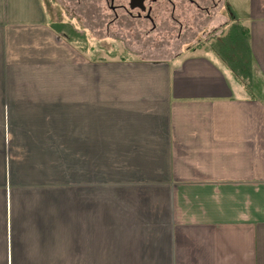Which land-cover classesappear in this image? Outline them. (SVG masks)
Returning a JSON list of instances; mask_svg holds the SVG:
<instances>
[{
	"label": "crops",
	"instance_id": "1",
	"mask_svg": "<svg viewBox=\"0 0 264 264\" xmlns=\"http://www.w3.org/2000/svg\"><path fill=\"white\" fill-rule=\"evenodd\" d=\"M210 1L246 78L189 40L90 61L45 0H0V264H264V0Z\"/></svg>",
	"mask_w": 264,
	"mask_h": 264
},
{
	"label": "rangeland",
	"instance_id": "2",
	"mask_svg": "<svg viewBox=\"0 0 264 264\" xmlns=\"http://www.w3.org/2000/svg\"><path fill=\"white\" fill-rule=\"evenodd\" d=\"M45 1L53 11L56 9L57 15L52 16L53 29L65 40H77L76 43L88 45L90 61H105V58L116 54L123 58H166L185 50V40L210 49L215 39L226 36L234 27L227 19L225 26L214 30L213 26L218 21L212 18L213 14H200L202 12L198 7L196 9L195 0L192 4L188 3L189 0H174L173 4L161 0L160 9L158 6L152 21L134 18L125 11L115 17L104 14V11L99 14L92 10L88 21L78 14L80 8L68 6L69 0H57L58 3L56 0ZM198 1L201 5L212 4L210 0ZM188 7L189 10L186 9ZM115 21H118L117 25H114ZM239 33H242L241 29Z\"/></svg>",
	"mask_w": 264,
	"mask_h": 264
},
{
	"label": "trees",
	"instance_id": "3",
	"mask_svg": "<svg viewBox=\"0 0 264 264\" xmlns=\"http://www.w3.org/2000/svg\"><path fill=\"white\" fill-rule=\"evenodd\" d=\"M239 31L240 28L232 27L226 36L214 40L215 43L210 49L220 56L235 73L246 78L251 71V61L246 37ZM237 51L238 54L235 56Z\"/></svg>",
	"mask_w": 264,
	"mask_h": 264
},
{
	"label": "flooded vegetation",
	"instance_id": "4",
	"mask_svg": "<svg viewBox=\"0 0 264 264\" xmlns=\"http://www.w3.org/2000/svg\"><path fill=\"white\" fill-rule=\"evenodd\" d=\"M118 0H107L108 6L113 10L127 12L128 14L134 16L137 19H148L153 20L154 12L157 10L158 6L160 9L161 0H143V8L139 7L140 0H127L126 2H117ZM171 4V0H166Z\"/></svg>",
	"mask_w": 264,
	"mask_h": 264
},
{
	"label": "water",
	"instance_id": "5",
	"mask_svg": "<svg viewBox=\"0 0 264 264\" xmlns=\"http://www.w3.org/2000/svg\"><path fill=\"white\" fill-rule=\"evenodd\" d=\"M142 1H143V0H140V1H139V4H138V6L141 7V8H143Z\"/></svg>",
	"mask_w": 264,
	"mask_h": 264
}]
</instances>
